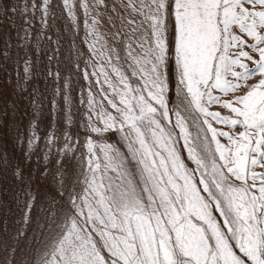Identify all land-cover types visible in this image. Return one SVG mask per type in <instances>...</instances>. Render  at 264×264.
<instances>
[{
	"label": "snow or ice",
	"instance_id": "snow-or-ice-1",
	"mask_svg": "<svg viewBox=\"0 0 264 264\" xmlns=\"http://www.w3.org/2000/svg\"><path fill=\"white\" fill-rule=\"evenodd\" d=\"M0 4L23 17L19 47L37 20V41H52L53 0ZM60 6L74 60L66 74L48 70L43 136L33 92L12 173L24 227L0 235V264H264V0ZM52 42L50 62L60 58ZM22 63L21 92L34 70L27 52ZM73 75L85 81L75 96ZM34 156L35 176L25 167ZM9 167L0 147V173Z\"/></svg>",
	"mask_w": 264,
	"mask_h": 264
},
{
	"label": "rangeland",
	"instance_id": "rangeland-1",
	"mask_svg": "<svg viewBox=\"0 0 264 264\" xmlns=\"http://www.w3.org/2000/svg\"><path fill=\"white\" fill-rule=\"evenodd\" d=\"M15 3H21V0H14ZM61 0H53L56 7L53 11L56 14L55 24L44 33L51 36L52 41L59 40L60 53L59 60L50 62L49 55L56 46L52 41L36 37L41 34V25L37 22L33 29V38L26 47H19L21 41L17 35L24 27L23 17L17 13L8 12L7 15L0 12V51L7 50L8 59L0 57V147L11 163V167L0 173V235H14L16 231L24 227L22 222L23 195L19 196L20 203H17V195L20 193L21 185L13 171L17 164H23L24 143L23 138L30 134L29 122L33 119V107L31 101L33 92L43 101V115L40 117V135L43 136L48 131L52 121L49 113V101L52 99L54 81L48 76V70L53 71L57 68L62 75L66 74L71 68L74 60V50L71 45L72 32L66 16L63 15V9L60 6ZM0 7H3L0 4ZM80 35H83L81 30ZM76 46L86 51V48L80 43L79 36L75 37ZM37 44L39 51H37ZM31 56L34 62L33 78L26 85V91L21 92L16 88L17 80L23 79V59L25 53ZM19 73V76H18ZM85 85V81L73 75V96L76 90ZM177 85L175 67L172 66L170 77V107L177 103L175 88ZM43 144H41V149ZM42 155V152H41ZM26 173L32 170L35 176L37 169V159L34 156L29 165H26ZM35 184L33 190H35ZM44 189L42 188L41 191ZM38 210H34V214ZM7 229V232L3 230Z\"/></svg>",
	"mask_w": 264,
	"mask_h": 264
}]
</instances>
